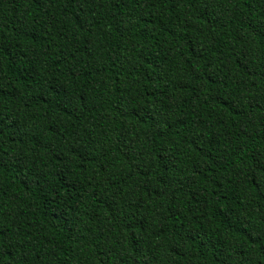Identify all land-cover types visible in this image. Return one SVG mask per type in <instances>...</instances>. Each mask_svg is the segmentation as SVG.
Wrapping results in <instances>:
<instances>
[{"label":"trees","instance_id":"obj_1","mask_svg":"<svg viewBox=\"0 0 264 264\" xmlns=\"http://www.w3.org/2000/svg\"><path fill=\"white\" fill-rule=\"evenodd\" d=\"M0 264H264V0H0Z\"/></svg>","mask_w":264,"mask_h":264}]
</instances>
